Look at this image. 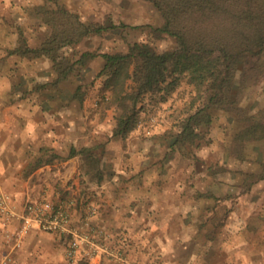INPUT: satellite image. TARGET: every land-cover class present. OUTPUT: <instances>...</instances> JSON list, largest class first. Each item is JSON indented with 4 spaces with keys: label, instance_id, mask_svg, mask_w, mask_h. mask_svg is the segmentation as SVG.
<instances>
[{
    "label": "rangeland",
    "instance_id": "1",
    "mask_svg": "<svg viewBox=\"0 0 264 264\" xmlns=\"http://www.w3.org/2000/svg\"><path fill=\"white\" fill-rule=\"evenodd\" d=\"M60 10L84 22L110 19L129 26L86 35L62 48L59 54L74 66L57 80L52 58L23 57L15 47L21 35L39 46ZM164 21L149 0H0V104L30 108L46 123L42 147L48 149L44 159L52 161L36 168L39 151L24 176L45 165L41 173H53L37 201L49 199L65 208L77 234L40 230L59 235L64 264H168L169 252H182L187 242L196 250L244 243L256 264H264V178L259 179L264 137L237 136L247 119L264 123V55L242 88L236 78L239 112L213 109L203 135L176 147L172 134L197 104L188 75L170 91L143 95L136 122L122 136L115 130L123 107L101 73L105 59L77 61L84 51H127L135 42L160 51L174 48V37L153 29ZM78 86L81 97L74 95ZM131 89L129 80L126 90ZM73 148L79 152L70 156Z\"/></svg>",
    "mask_w": 264,
    "mask_h": 264
},
{
    "label": "trees",
    "instance_id": "2",
    "mask_svg": "<svg viewBox=\"0 0 264 264\" xmlns=\"http://www.w3.org/2000/svg\"><path fill=\"white\" fill-rule=\"evenodd\" d=\"M165 18L161 26L154 27L158 33H167L175 38L176 46L160 51L149 43L135 42L127 51L104 52L84 51L77 61L101 55L105 59L101 70L107 79L111 97L123 107L115 134L126 135L136 122V106L148 92L172 90L179 77L189 76L195 84L197 95L195 110L182 118L179 130L172 134V147L193 144L203 135L201 127L210 124L212 110L238 111L234 87L238 75L240 88L246 82L264 55V0H149ZM51 17V34L39 46H31L26 38L19 36L15 47L17 55L23 57L47 56L53 59L57 80L65 78L73 69L68 56L59 54L67 45L80 41L86 35L103 34L126 23L117 24L108 19L104 23L84 22L75 14L60 10ZM60 13V14H59ZM132 81L131 91L126 87ZM78 86L75 96L80 95ZM239 112V111H238ZM237 133L242 139L264 137L262 121L246 120ZM41 147L36 168L44 159ZM87 149H82L85 151ZM74 148L70 154L78 153ZM259 179L264 178L260 174Z\"/></svg>",
    "mask_w": 264,
    "mask_h": 264
},
{
    "label": "crops",
    "instance_id": "3",
    "mask_svg": "<svg viewBox=\"0 0 264 264\" xmlns=\"http://www.w3.org/2000/svg\"><path fill=\"white\" fill-rule=\"evenodd\" d=\"M12 92L15 95V91ZM11 102V105L15 104ZM46 129L45 121L30 108L0 104V189L9 191L18 206H22L27 198H43L42 189L45 185H51L53 173H41L48 168L47 165L24 176L27 163L46 143L42 139ZM47 198L52 197L48 195ZM19 223L15 221L10 226L8 237L7 233H0V264H64V250L58 234L44 232L36 227L21 232ZM5 240L8 244L4 243ZM191 240L195 242L194 238ZM189 246L187 242L182 252H169L168 264L257 263L255 253L244 249V243L237 246L224 242L208 250H196Z\"/></svg>",
    "mask_w": 264,
    "mask_h": 264
},
{
    "label": "built area",
    "instance_id": "4",
    "mask_svg": "<svg viewBox=\"0 0 264 264\" xmlns=\"http://www.w3.org/2000/svg\"><path fill=\"white\" fill-rule=\"evenodd\" d=\"M15 221L20 222L21 232L36 227L59 233L61 236L77 234L72 226L70 213L56 202L49 199L35 201L27 198L22 206H18L9 191L0 189V231L9 232ZM69 254H73V251Z\"/></svg>",
    "mask_w": 264,
    "mask_h": 264
}]
</instances>
